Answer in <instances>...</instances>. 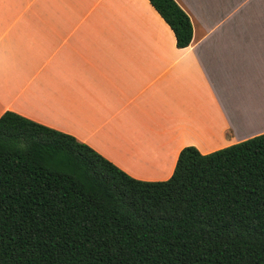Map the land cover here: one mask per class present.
Instances as JSON below:
<instances>
[{"label":"crops","instance_id":"obj_1","mask_svg":"<svg viewBox=\"0 0 264 264\" xmlns=\"http://www.w3.org/2000/svg\"><path fill=\"white\" fill-rule=\"evenodd\" d=\"M0 0V117L88 145L130 177L168 180L180 151L264 134V0Z\"/></svg>","mask_w":264,"mask_h":264},{"label":"trees","instance_id":"obj_2","mask_svg":"<svg viewBox=\"0 0 264 264\" xmlns=\"http://www.w3.org/2000/svg\"><path fill=\"white\" fill-rule=\"evenodd\" d=\"M178 49L192 25L147 0ZM0 264H264V134L136 180L74 137L0 117Z\"/></svg>","mask_w":264,"mask_h":264}]
</instances>
